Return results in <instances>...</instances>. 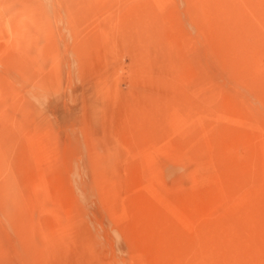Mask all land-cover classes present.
Instances as JSON below:
<instances>
[{
	"label": "rangeland",
	"instance_id": "1",
	"mask_svg": "<svg viewBox=\"0 0 264 264\" xmlns=\"http://www.w3.org/2000/svg\"><path fill=\"white\" fill-rule=\"evenodd\" d=\"M0 264H264V0H0Z\"/></svg>",
	"mask_w": 264,
	"mask_h": 264
}]
</instances>
